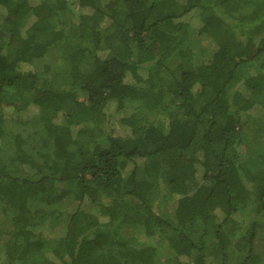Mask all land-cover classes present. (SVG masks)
<instances>
[{
	"label": "trees",
	"instance_id": "obj_1",
	"mask_svg": "<svg viewBox=\"0 0 264 264\" xmlns=\"http://www.w3.org/2000/svg\"><path fill=\"white\" fill-rule=\"evenodd\" d=\"M0 20V264H264V151L242 156L264 0H0Z\"/></svg>",
	"mask_w": 264,
	"mask_h": 264
},
{
	"label": "rangeland",
	"instance_id": "obj_2",
	"mask_svg": "<svg viewBox=\"0 0 264 264\" xmlns=\"http://www.w3.org/2000/svg\"><path fill=\"white\" fill-rule=\"evenodd\" d=\"M196 43H197V40H196L195 35H191L189 44H191L193 48V46H196ZM57 56H58L57 50L51 51L45 58L40 59L37 62V64L34 65L35 72L42 73V75L47 79H53L54 76L58 74V72H61L64 70V63L61 61L56 62L55 57ZM178 62L179 61L177 59H173L170 64L171 68L175 67V65L178 64ZM199 62H200V57L198 56L196 58V63H199ZM45 65H49L48 72L44 68ZM64 72L65 71H63L62 73ZM4 131H5L4 140H8L9 138H11L14 132L20 131V129L17 125L13 124L11 121H7ZM27 132L28 134L31 133L30 130H27ZM263 145H264V124H263V121H261L259 122V128L256 134L254 136L247 137L243 139L242 141L243 159H246V158L258 159L261 153H263L264 151ZM70 202H71L70 198L67 197L61 200L58 206H60V208H64L68 206ZM159 212L166 213L169 215L167 209L165 208V205H162L159 207ZM241 212L244 213L245 210L242 209ZM125 232L127 234V237L131 238L132 230L130 226H125ZM254 246H255V249H254L255 252H259L262 255V258L264 260V229L256 233Z\"/></svg>",
	"mask_w": 264,
	"mask_h": 264
}]
</instances>
